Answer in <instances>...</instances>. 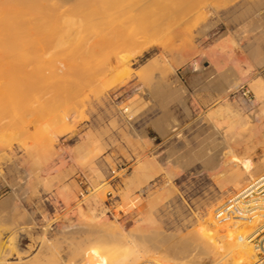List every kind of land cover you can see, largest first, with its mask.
<instances>
[{
  "label": "rangeland",
  "instance_id": "rangeland-1",
  "mask_svg": "<svg viewBox=\"0 0 264 264\" xmlns=\"http://www.w3.org/2000/svg\"><path fill=\"white\" fill-rule=\"evenodd\" d=\"M108 1H22L41 4L44 19L21 6L4 14L8 32H26L4 29L0 48L36 52L59 70L30 109L0 106V264H112L125 241L147 264H160L159 253L185 264L160 251L161 237H187L264 172V0ZM56 35L67 36L62 51L51 46ZM231 80L239 86L226 91ZM260 221L238 223L250 234ZM100 222L108 228L97 231Z\"/></svg>",
  "mask_w": 264,
  "mask_h": 264
},
{
  "label": "bare ground",
  "instance_id": "bare-ground-1",
  "mask_svg": "<svg viewBox=\"0 0 264 264\" xmlns=\"http://www.w3.org/2000/svg\"><path fill=\"white\" fill-rule=\"evenodd\" d=\"M5 0H3L2 2H4ZM20 0H14V1H12V0H7V2L5 1L4 3H0L1 5H2V7L0 8V29L3 31H1L0 30V34H3V33H14V30H16L15 32H17V35L19 36L20 34H21V32H26V31H21L20 32V30L21 29H23V27L21 28H14V27H11V26H8L7 28L9 29V32L4 28L6 25H7V19L8 18H10L11 16H7L8 18L6 19V21H5V16L6 15H4L5 14V12H6V10L8 9V8H13V9H15V8H18V9H20L21 10V7H22V10L21 11H25V10H28L29 9V11H26V13L23 11V13H25L26 15L27 14H30V17L32 16L31 14H34V15H37L36 17H37V20H39V18H38V15H39V17H44V16H40L41 15V13H40V10L38 9V7L41 5H39V3H37V5H36V7L34 6V7H32L33 5H29V6H26L25 8H28V9H24V5L26 4H24V2L26 1V2H28L29 3V1H31L32 2V0H21L20 2H22V1H24V2H22V3H20L19 2ZM42 1H44V0H42ZM64 1V0H63ZM95 1H97V0H95ZM99 1V0H98ZM114 5L115 4H118V5H116V6H118V9H119V6H121V5H123L124 6V3H126V0H125V2H122V1H124V0H120V4L118 3L119 1L118 0H110ZM110 1H108L109 2V4H110ZM114 1V2H113ZM118 1V2H117ZM129 2H127V3H129L130 4V2H131V0H128ZM132 1H135V0H132ZM142 1H148V0H139L138 2H142ZM65 2H68V1H65ZM64 2V3H65ZM72 2H74V1H72ZM93 2H94V0H93ZM92 2V3H93ZM101 2H103V1H101ZM115 2H117V3H115ZM55 3H56V1H55ZM63 3V4H64ZM68 3H70V2H68ZM122 3V4H121ZM134 3V2H133ZM19 4H22V5H19ZM33 4H35V3H33ZM67 3H65V5H66ZM97 4L99 5L98 7H100L101 6V3L99 4V2H97ZM106 4V8L107 7H110V10H109V8L108 9H106L107 10V13H108V11L109 12H111L112 13V11H113V13H114V11L115 10H112V8L113 9H115L112 5L111 6H107L108 5V3H106V2H104V5ZM144 4H145V2H143V4H140V5H138V4H136V6L138 5V9L137 10H139L142 6H144ZM43 6H44V4H42ZM53 5V4H52ZM21 6V7H20ZM32 7V8H29V7ZM43 6H41V8H42V11L44 12V8H43ZM102 6H103V3H102ZM93 7V6H92ZM103 7H105V6H103ZM135 7V6H134ZM36 8V9H35ZM40 8V7H39ZM46 8V7H45ZM94 8V7H93ZM101 8V7H100ZM18 9H16V10H18ZM32 9V10H31ZM35 9V10H34ZM44 9V10H43ZM59 9V8H58ZM68 9V8H67ZM73 9V8H72ZM96 9V8H95ZM20 10H18V11H20ZM34 10V11H33ZM39 10V11H38ZM47 10H49V9H47ZM53 10V9H52ZM99 10V9H98ZM134 10V9H133ZM136 10V11H137ZM17 11V12H18ZM20 11V12H21ZM37 13H39V14H37ZM62 11V10H61ZM60 11V12H61ZM101 11L102 10H100L99 12H97L98 14L100 13L101 14ZM63 13H65L66 14V10H65V12L64 11H62ZM76 12V11H75ZM91 12V11H90ZM116 12V11H115ZM118 12V11H117ZM134 12V11H133ZM132 12V13H133ZM9 13V12H8ZM45 13V12H44ZM79 13V12H78ZM110 13V14H111ZM112 13V17H113V15H114V17H115V19H116V16H117V20L119 21V14H117L116 13V16H115V13L113 14ZM119 13V12H118ZM168 13L169 12H167L166 14H164V15H162L161 17L159 16H157V17H155L154 18V21H159L160 19H163L164 17H167V15H168ZM47 13H45L44 15H46ZM50 14V13H49ZM96 14V13H95ZM23 15V14H22ZM22 15H20V16H22ZM48 15V14H47ZM71 15H73V14H71ZM70 15V16H71ZM74 15H77V14H74ZM106 15V14H105ZM132 15V14H131ZM17 16V15H16ZM25 16V15H24ZM24 16L22 17V18H24ZM29 16V15H28ZM60 16H62V14L60 15ZM80 16H82L81 14H80ZM97 16V15H96ZM102 16V15H101ZM123 16V15H122ZM13 17H15V16H13ZM26 17V16H25ZM33 17V16H32ZM46 17V16H45ZM77 17H79V16H77ZM87 18L88 19H90L89 17H86V18H84V19H86L87 20ZM101 19H102V17H100ZM44 19V18H43ZM45 19H47V18H45ZM71 20H72V18H70ZM83 19V18H82ZM108 19H110V20H113L112 18H108ZM74 20V19H73ZM85 20V21H86ZM92 20H93V18H92ZM122 20V19H121ZM9 21V20H8ZM44 21V20H43ZM94 21H96V19L94 20ZM94 21H93V23H94ZM100 21V20H99ZM83 22V21H82ZM97 22H98V20H97ZM113 22V21H112ZM21 23H23V21L21 22ZM67 23H69V22H67ZM77 23H79L80 24V22H77ZM84 23V22H83ZM87 23V22H86ZM89 24H91L90 22H88ZM87 23V24H88ZM98 23H100V22H98ZM116 23V22H115ZM8 24H10V23H8ZM63 24H64V22H63ZM77 25V26H80V27H82L83 26V24H80V25ZM103 24V23H102ZM119 24V23H118ZM121 24H125V22L122 20L121 21ZM35 25V24H34ZM42 25V24H41ZM41 25H39L40 27L38 28L39 29V32L41 31V32H44L45 33V29H47V28H43L44 30H40L41 29ZM67 25V24H66ZM69 25V24H68ZM67 25V26H68ZM95 25V24H94ZM98 25V24H97ZM21 26V25H20ZM31 26V25H30ZM48 26H51L50 28H52L53 26L52 25H48ZM60 26V25H59ZM115 26L116 27H118L117 26V24H115ZM124 27H125V25H123ZM123 26H119L118 28H116L118 31H119V28L121 27V29H122V27ZM28 27V26H27ZM45 27V26H44ZM55 27H56V25H55ZM112 27V26H111ZM49 28V29H50ZM112 28H114V27H112ZM6 30V32H5V30ZM25 29V28H24ZM29 29V28H28ZM31 29V28H30ZM29 29V31H30V34H31V30ZM48 29V31H50ZM53 29V28H52ZM115 29V31L117 32V30ZM124 29H126V28H123L122 30H124ZM18 30H19V32L20 33H18ZM78 30H80V29H78ZM127 30H130L129 29V27H128V29H126V33H127ZM63 31V30H62ZM112 31V30H111ZM28 32V31H27ZM37 32H38V30H37ZM129 32H131V31H129ZM129 32H128V34H129ZM110 33V32H109ZM16 34V33H15ZM33 34V33H32ZM114 34V33H113ZM118 34V33H117ZM4 35V37H5V35L6 34H3ZM25 35H26V33H25ZM63 35V34H62ZM66 35V34H65ZM78 34H76V36H77ZM109 35H111V34H109ZM119 36V38L120 37H123V36H126V35H123L122 36V33H120V31H119V34H118ZM121 35V36H120ZM133 35V33L132 34H130V37ZM14 36V35H13ZM17 36V37H18ZM107 36H108V34H107ZM106 36V38H107V40L109 39V37L110 36H108L107 37ZM134 36V35H133ZM16 37V39L18 40L19 39V37L17 38ZM20 37H21V35H20ZM22 37L23 38H21V39H24L25 40V38L26 37H28V36H26L25 38H24V36L22 35ZM33 37V36H32ZM65 37H67V36H65ZM65 37H62V38H58V36L56 35V38H58V40L56 39L53 43H52V47L54 48V47H57V48H55V50L56 49H59V48H61V47H63L64 46V48H65V45L67 44V39L65 38ZM115 37H117V36H115ZM129 37V36H128ZM127 37V38H128ZM12 37H10V39H11ZM126 38V37H125ZM126 38V39H127ZM2 39H5V38H2ZM13 39V38H12ZM20 39V40H21ZM27 39V38H26ZM30 39V38H29ZM69 39V38H68ZM112 39V38H111ZM122 39V38H121ZM120 39V40H121ZM124 39V38H123ZM122 39V40H123ZM128 39H131V38H128ZM127 39V40H128ZM71 40V39H70ZM73 40V39H72ZM115 40V39H114ZM121 40V41H122ZM127 40H125V43H126V41ZM5 41V40H4ZM9 41V40H8ZM11 41V40H10ZM22 41V40H21ZM20 41V42H21ZM30 41V43H31V40H29ZM11 42H13V41H11ZM10 42V43H11ZM26 42V41H25ZM73 42H74V40H73ZM72 42V43H73ZM128 42V41H127ZM7 43V42H6ZM9 43V42H8ZM9 43V44H10ZM27 43H29V42H27ZM45 43V42H44ZM156 43V42H155ZM14 44H16V42L14 41ZM19 44V43H18ZM23 44V43H22ZM32 44H33V42H32ZM36 44V43H35ZM43 44V43H42ZM6 46H3V47H1L0 48V55H1V53H2V55L4 54L5 55V57H10V59L11 60H7V62H3L1 59H0V82H4L5 84L3 85V86H0V106H2V104L4 105V103L6 104L7 103V105L8 104H10V106H12V105H15V107H17V108H21V109H23V110H27V109H30V106H28L27 105V103H29V100H31L32 98H34V96H37L39 93H40V91L43 89V87L42 86H44L43 84V79H46V78H48V79H50L51 80V78L53 79H55V77H56V75H57V70H59L58 68H59V66H58V64L56 63V61L54 62L53 61V59H50V62L49 63H47V60H49V57H48V59L46 60V62H45V58L43 57V60H41V54L40 55H35L34 56V54H36V52L34 53L33 52V54L31 53V57L32 58H30V56H29V54L28 53H24V55H17V54H15L14 53V50H13V48H15L13 45H12V43H11V45H12V51H13V53L11 52V46L10 45H7V44H5ZM24 45V44H23ZM90 45H92V44H90ZM100 45H103V44H100ZM152 45V44H151ZM43 46V45H42ZM147 46V45H146ZM40 47V46H39ZM45 47V46H44ZM91 47V46H90ZM146 48V47H145ZM16 49V48H15ZM3 52H2V51ZM35 50V49H34ZM41 50V49H40ZM42 50H43V48H42ZM54 50V49H53ZM54 50V51H55ZM94 50V49H93ZM142 50V49H141ZM44 51V50H43ZM59 51H62V50H60L59 49ZM139 51V50H138ZM93 52V51H92ZM137 52V51H136ZM17 53V52H16ZM23 53V52H22ZM58 53V51L56 52V54ZM140 53V52H139ZM142 53V52H141ZM39 54V53H38ZM1 55V56H2ZM27 55V56H26ZM34 57H33V56ZM88 55V54H87ZM116 55V54H115ZM119 55V54H118ZM40 57V58H39ZM86 57H89V56H86ZM116 57V56H115ZM51 58V57H50ZM56 58V57H55ZM118 58V57H117ZM62 59V58H61ZM9 61V62H8ZM41 61H44V62H41ZM52 61V62H51ZM71 61H73V59L71 60ZM122 61V60H121ZM121 61H119V63L121 62ZM102 62V61H101ZM118 62V61H117ZM32 63H34L33 65H35L34 66V68H36V69H38V67H41V69L44 67V64H46L45 66L46 67H44L43 69H45L46 71H39V70H41V69H39V70H35V69H29V66H30V64H32ZM68 63V62H67ZM73 63V62H72ZM118 63V64H119ZM41 64H43V67H42V65ZM68 64H70V63H68ZM151 64V63H150ZM37 65H38V67H37ZM71 65V64H70ZM73 65V64H72ZM32 66V65H31ZM68 66V65H67ZM121 66V65H120ZM128 66V65H127ZM48 67V68H47ZM47 68V69H46ZM149 69V68H148ZM151 69V68H150ZM35 70V72L37 71H39L40 73H39V76H38V74L37 73H33V71ZM130 71V67L128 66V67H126V68H124L123 66L122 67H117V68H114V71H113V73H114V75H116V74H120V72H123V71ZM149 71V70H148ZM147 71V72H148ZM154 71V70H153ZM146 72V71H145ZM150 72H151V70H150ZM152 73V72H151ZM56 74V75H55ZM55 76V77H54ZM120 76V75H119ZM47 79V80H48ZM43 80V81H42ZM237 81V80H236ZM235 80L233 81V80H231L230 82H229V84L227 85V87H226V91H231L232 89H236L238 86H239V83H237ZM47 81H45V83H46ZM49 82V81H48ZM47 82V83H48ZM51 85V84H50ZM52 86V85H51ZM50 86V87H51ZM49 87V89H51ZM48 89V90H49ZM43 92H45L44 90H43ZM41 94V93H40ZM161 95H163V94H161ZM131 103V102H130ZM7 105H5V107L7 106ZM9 105H8V107H10ZM71 106H74V104H72ZM8 107H6L5 109H7ZM126 107V106H125ZM126 109V108H125ZM128 110V109H127ZM127 110H125V111H127ZM252 113H254V112H252ZM251 113V114H252ZM0 114H1V112H0ZM257 115V114H256ZM255 115V117H256V120L258 119V117ZM252 116V115H251ZM254 119H255V117L254 116H252ZM161 119H159L157 122H156V127L158 128V130L161 132V133H166L167 132V126H166V124H167V122H166V120L165 119H163L162 117H160ZM255 121V120H254ZM253 121V122H254ZM155 122V121H154ZM263 122V121H262ZM258 125V124H257ZM262 128V127H261ZM246 129V128H245ZM173 131L174 132H177L178 131V128H174L173 129ZM260 132V131H259ZM239 133H241V132H239ZM238 135V134H237ZM262 138H263V141H264V131H263V133H262ZM262 145V144H261ZM1 152V151H0ZM202 155V154H201ZM205 157V156H204ZM210 159V158H209ZM215 159H217V158H215ZM215 159H213V158H211L210 160H209V162L208 163H206L207 164V166L208 165H210L209 163H212V164H214L215 163ZM251 159V158H250ZM242 161V160H241ZM244 161V160H243ZM220 164V163H219ZM205 165V164H204ZM262 165V164H261ZM240 174H242V173H240ZM253 174V173H252ZM252 174H250V176H252ZM243 176H244V174H243ZM242 176V177H243ZM237 177H239V174L237 175ZM240 178V177H239ZM238 178V179H239ZM252 179H255V177H253ZM240 181H242V179L240 178L239 179ZM242 182H240L239 184H241ZM241 187H243V186H241ZM233 203V201L231 202V203H229V205L227 206V207H222L218 212H216V213H211L208 217H207V219H205V220H203V221H200L198 224H197V226H194V227H192L191 229H190V231H189V235L187 236V237H177L178 238V240L176 241V239H174V244H172V245H165L166 243H165V239H163V238H165L164 236L163 237H161V240H160V244H161V252H164V253H170V252H174L175 253V255L177 256V258H179V259H181V260H183V262H185V264H252L253 262H255L256 261V258H257V250L255 249V246L253 245V243L251 242L252 240H250L249 238L251 237V236H254L255 235V233H256V231H251V233L249 234L248 232H247V230L249 229V228H247V230L245 229H242L241 227H240V225L241 224H239L238 223V221H242V222H244L245 224H246V226H248V227H250L251 228V230L253 229V227H255V225L257 224L256 222H257V220H260L261 219V216H259L258 215V211L257 212H255V214H257V216H255V217H250L249 215H246V218L245 217H242V218H234L233 216L235 215V216H238V215H236L233 211H231L232 210V208H230V204H232ZM225 206V205H224ZM229 208V209H228ZM233 212V213H232ZM254 214V213H253ZM224 215H227L228 216V218H225V221H226V223H225V221H220V222H218V221H216L219 217H221V216H224ZM248 216V217H247ZM234 218V219H233ZM232 220H237L235 223H233L234 221H232ZM262 220V219H261ZM228 221V222H227ZM259 222V221H258ZM261 222V221H260ZM256 223V224H255ZM239 224V225H238ZM245 224H243V225H245ZM108 228V224L106 223V222H100L98 225H97V227H96V230L97 231H103V230H106ZM249 231V230H248ZM250 232V231H249ZM173 236V235H172ZM167 238V237H166ZM171 239V238H170ZM170 239L168 240V242L170 241ZM176 241V242H175ZM171 242V241H170ZM122 245H123V247H124V249H122L123 250V253L121 252V253H119L118 254V256H117V259L116 260H114V263H112V264H145L147 261H149V257L148 256H146V253L143 251V250H141L140 248H135L134 246H132V244L131 243H129V242H122L121 243ZM120 244V245H121ZM170 244V243H169ZM119 245V246H120ZM121 247V246H120ZM122 247V248H123ZM119 251V250H118ZM162 253H159V255H157V256H154L153 258H155V261L157 262V263H160V264H175L176 262H177V260H176V258H172V256H171V258H169L168 260L170 261V260H175L173 263H171V262H169L167 259H165L162 255H161ZM168 256H169V254H168ZM165 257H167V255L165 256ZM173 257H174V255H173ZM2 258V257H1ZM151 261V260H150ZM178 263H181L182 264V261H178L177 262V264ZM147 264V263H146Z\"/></svg>",
  "mask_w": 264,
  "mask_h": 264
},
{
  "label": "built area",
  "instance_id": "built-area-1",
  "mask_svg": "<svg viewBox=\"0 0 264 264\" xmlns=\"http://www.w3.org/2000/svg\"><path fill=\"white\" fill-rule=\"evenodd\" d=\"M232 201L233 203L230 204L231 211L238 215H234V218H246V215L255 217L257 216L255 212H259L258 215L262 219L261 223L255 235L249 239L252 240L251 242L257 250L256 261L252 264H264V172L244 185L241 190H237L226 201V204ZM224 216L228 218L227 215Z\"/></svg>",
  "mask_w": 264,
  "mask_h": 264
}]
</instances>
